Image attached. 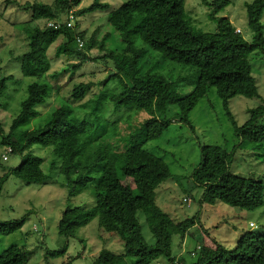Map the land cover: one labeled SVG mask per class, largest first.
<instances>
[{"label":"trees","instance_id":"obj_1","mask_svg":"<svg viewBox=\"0 0 264 264\" xmlns=\"http://www.w3.org/2000/svg\"><path fill=\"white\" fill-rule=\"evenodd\" d=\"M81 1L54 0L46 4L14 0L32 12L33 21L60 22V27L23 25L30 47L21 57L24 63L47 62L48 47L62 36L56 54L78 59L64 71L75 72L88 61L110 70L103 88L94 97L84 101L92 82L81 81L68 97H58V103L45 118L33 124L38 114L36 106L52 93L53 84L45 72L29 84L28 96L13 119L9 134L2 138L5 145L11 146V152L24 155L18 166L0 177V193L11 174L27 183L45 181L48 175L42 168L43 159L25 152L35 144L49 146L54 155L51 167L61 162L67 184L76 191L89 186L95 197L90 207L70 205L63 211L58 221L60 236L75 237L82 226L98 217L102 228L120 236L125 251L103 249L92 264H124L127 257H135V264H152L160 258L173 262V237L194 234L195 217L175 220L157 204V188L173 173L169 164L146 144L161 138L176 121L195 133L190 114L216 88L234 125L239 146H264V103L250 109V117L242 125H238L229 106L230 98L237 95L259 96L250 57H264V0L246 2L248 26L253 33L250 40L228 17L218 16L231 0H203L212 8L210 16L217 19L215 32H198L187 22L185 0H127L108 12L109 23L121 35L122 49L108 46L109 33L101 39L93 34L83 40L85 30L79 32L84 35L81 36L75 25L67 24V13ZM96 7L104 9L106 4L97 2L78 13ZM78 38L83 40L82 46ZM96 48L98 54L91 55ZM149 52L155 53L157 59L144 63ZM162 62L176 67L177 72L162 71ZM4 79L0 75V94L5 88ZM102 145L107 151L106 161L102 176L97 178L89 172L100 163ZM237 150L201 144L202 157L193 171L194 184L201 189L200 203L223 202L245 210L264 205V176L254 171L243 175L232 170ZM139 212L145 214L156 239L153 245L144 237ZM25 221L26 215L17 221H0V231L10 234ZM215 241L216 248H196L197 260L193 264H264L262 229H247L232 248ZM65 250H49L48 255H59ZM31 254L25 245L11 244L0 252V264H25Z\"/></svg>","mask_w":264,"mask_h":264},{"label":"rangeland","instance_id":"obj_2","mask_svg":"<svg viewBox=\"0 0 264 264\" xmlns=\"http://www.w3.org/2000/svg\"><path fill=\"white\" fill-rule=\"evenodd\" d=\"M18 3L42 2L52 4L54 0H17ZM127 0H82L74 7L76 16L73 19L76 31L85 30V39L96 34L100 39L109 33L108 46L112 49H122L124 43L120 33L108 21V12L118 8ZM251 0H231L218 16L228 17L241 30L245 38H252V30L248 26L246 2ZM105 3L106 8L96 7L79 14L78 11L88 8L95 3ZM187 22L198 32H215L217 19L210 16L212 8L205 5L203 0H185ZM264 22V14H263ZM39 25L45 27L46 19L32 20V12L24 9L12 0H0V75L5 78V88L0 94V117L3 133H0V177L11 168L22 162L24 154L11 152V146L5 145L3 136L8 135L13 119L22 108V103L28 96V86L38 80V74L45 72L53 84V91L46 100L36 106L38 114L32 121L45 118L49 111L58 103V97L69 96L75 84L81 81L92 82L91 90L84 101L95 96L103 88V81L110 68L96 61H88L75 72L64 71L70 63L78 61L75 56L56 54L57 46L63 41L62 36L47 49L48 61L24 63L22 55L29 47V39L23 30V25ZM97 48L91 55L98 54ZM157 55L149 52L144 58L155 60ZM253 75L256 77L259 96L246 97L237 95L229 100V106L238 125L244 124L250 117V109L264 103V57L259 54L251 55ZM146 64L144 65V67ZM149 66V64H148ZM167 73L175 74L176 67L169 64L159 65ZM1 85V80H0ZM195 125L194 133L190 127L181 122H172L169 129L161 138L146 144L155 154L161 156L170 166L173 177L163 182L157 188V204L175 220L195 217L194 234L185 237L174 235L173 253L175 259L169 262L160 258L152 264H193L197 260L196 248L217 247L215 239L227 248H232L247 229L264 230V205L255 210H245L230 206L223 202L215 204L199 202L201 189L194 184L193 171L202 157L201 144H214L237 148L232 170L243 175L254 171L264 176V146L254 144L246 147L239 146L235 136L234 125L226 114L222 99L216 88H212L190 114ZM33 125H29L32 127ZM28 127V126H27ZM17 134H15L16 136ZM99 164L89 172L91 176L101 177L106 161V148L102 145ZM31 152L43 159L42 168L47 173L45 181L25 180L11 174L3 184L0 193V221H17L26 215L23 226L10 234L0 231V252L11 244L25 245L32 251L25 264H92L103 249L115 253H123L124 242L114 232H108L99 224V218H93L82 226L75 237H62L58 233V221L68 206H92L95 197L91 188L76 191L67 184L61 173L59 161L52 168L54 158L52 148L35 144L25 154ZM7 156V158H5ZM264 178V177H263ZM75 190V191H74ZM139 219L145 239L150 245L156 241L146 216L139 212ZM253 222L254 225H251ZM66 250L59 255H48L49 250ZM135 257H127L124 264H135Z\"/></svg>","mask_w":264,"mask_h":264},{"label":"built area","instance_id":"obj_3","mask_svg":"<svg viewBox=\"0 0 264 264\" xmlns=\"http://www.w3.org/2000/svg\"><path fill=\"white\" fill-rule=\"evenodd\" d=\"M74 17H75L74 9H71L67 14V20H66V21H68L67 24L69 26L74 25V23H73ZM47 26L60 27V22L58 20H48ZM78 41H79V45L82 46L83 41L81 39H78ZM5 158H7V156H5ZM251 225H254L253 222H251Z\"/></svg>","mask_w":264,"mask_h":264},{"label":"clouds","instance_id":"obj_4","mask_svg":"<svg viewBox=\"0 0 264 264\" xmlns=\"http://www.w3.org/2000/svg\"><path fill=\"white\" fill-rule=\"evenodd\" d=\"M74 11H75V9H74ZM68 14V13H67ZM75 18V17H74ZM66 20H67V15H66ZM47 21H48V19L46 20V24H47ZM59 21V20H58ZM79 39V38H78ZM83 41V40H82Z\"/></svg>","mask_w":264,"mask_h":264}]
</instances>
